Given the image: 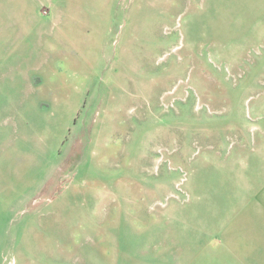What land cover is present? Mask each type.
<instances>
[{"label":"rangeland","instance_id":"rangeland-1","mask_svg":"<svg viewBox=\"0 0 264 264\" xmlns=\"http://www.w3.org/2000/svg\"><path fill=\"white\" fill-rule=\"evenodd\" d=\"M262 157L264 0H0V264H235Z\"/></svg>","mask_w":264,"mask_h":264},{"label":"crops","instance_id":"crops-1","mask_svg":"<svg viewBox=\"0 0 264 264\" xmlns=\"http://www.w3.org/2000/svg\"><path fill=\"white\" fill-rule=\"evenodd\" d=\"M244 172L236 202L223 208V257L264 264V157L253 159Z\"/></svg>","mask_w":264,"mask_h":264}]
</instances>
